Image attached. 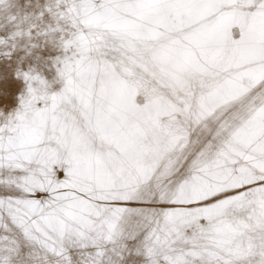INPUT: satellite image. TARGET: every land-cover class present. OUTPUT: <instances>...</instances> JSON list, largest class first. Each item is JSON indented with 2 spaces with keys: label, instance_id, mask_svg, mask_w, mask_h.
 <instances>
[{
  "label": "snow or ice",
  "instance_id": "6c2138e0",
  "mask_svg": "<svg viewBox=\"0 0 264 264\" xmlns=\"http://www.w3.org/2000/svg\"><path fill=\"white\" fill-rule=\"evenodd\" d=\"M0 264H264V0H0Z\"/></svg>",
  "mask_w": 264,
  "mask_h": 264
}]
</instances>
